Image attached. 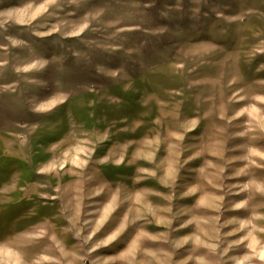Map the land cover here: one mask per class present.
<instances>
[{"label":"rangeland","instance_id":"obj_1","mask_svg":"<svg viewBox=\"0 0 264 264\" xmlns=\"http://www.w3.org/2000/svg\"><path fill=\"white\" fill-rule=\"evenodd\" d=\"M0 264H264V0H0Z\"/></svg>","mask_w":264,"mask_h":264},{"label":"crops","instance_id":"obj_2","mask_svg":"<svg viewBox=\"0 0 264 264\" xmlns=\"http://www.w3.org/2000/svg\"><path fill=\"white\" fill-rule=\"evenodd\" d=\"M129 248H133V247H128L127 250H128ZM133 249H134V248H133Z\"/></svg>","mask_w":264,"mask_h":264}]
</instances>
